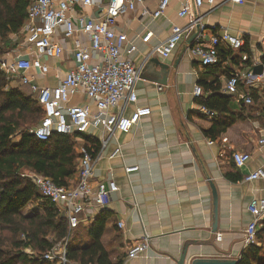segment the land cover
<instances>
[{
  "label": "crops",
  "instance_id": "crops-1",
  "mask_svg": "<svg viewBox=\"0 0 264 264\" xmlns=\"http://www.w3.org/2000/svg\"><path fill=\"white\" fill-rule=\"evenodd\" d=\"M184 1L172 0L166 17L155 21L136 11L123 16L117 23L118 29L125 31L129 39L138 37V51L130 58L137 67H142V74L136 86L137 103L122 101L116 112H122L130 119L138 109L149 108L150 114L142 117L127 133L111 136L93 131L88 135L95 146V154L99 155L94 187L100 181L113 178L120 188L105 210L109 217L102 237L113 264H179L184 254L185 264L198 258L238 259L243 251L242 233L251 221L248 205L254 198H264V181L244 180L264 163V147L258 146L264 129L258 120L264 118V78L243 79L231 109L238 116L243 113L244 119L215 139L209 138L206 132L217 118L210 119L199 112L203 106L193 94L195 86L201 85L204 96L209 97L212 91L206 92L202 84L219 81V92L226 95L231 73L237 70L247 73L263 64L264 2L246 0L244 5H233L227 0H216L215 7L205 5L200 11L201 22L207 28L206 40L212 34H221L222 29L243 38V47L248 39L251 65L246 64L248 54L222 43L220 53L233 51L234 55L240 54V63L235 64L228 57L216 67H204L189 57L188 49L181 56L187 39L168 59L158 55L148 58L158 41L169 36L172 24H187V20L178 16ZM157 2L149 0L147 5L154 10ZM148 31L153 33V38L145 44L141 39ZM63 44L66 47L63 58L45 60L50 66L49 76L31 73L36 75L40 86H57L74 67L71 46ZM161 65L167 66V73L163 74ZM165 74L166 82L160 83ZM249 89L258 91L263 103L261 110L245 107L240 93ZM71 102L82 105L86 97L78 95ZM103 138L108 139L105 148ZM82 140L75 139L76 152L81 143H86ZM210 141L213 144H209ZM118 145L122 148V156L111 159ZM235 152L250 156L242 168H238L232 158ZM134 166H138L139 171L127 174L126 168ZM76 179L77 175L70 184ZM211 183L218 196L217 230H214L216 219ZM102 212L95 214L89 226ZM120 222L124 224L122 229L118 225ZM218 234L223 235L221 242L216 240ZM146 236L150 240L147 253L129 259L131 246ZM89 242L86 232L74 239V245L79 247Z\"/></svg>",
  "mask_w": 264,
  "mask_h": 264
},
{
  "label": "built area",
  "instance_id": "built-area-1",
  "mask_svg": "<svg viewBox=\"0 0 264 264\" xmlns=\"http://www.w3.org/2000/svg\"><path fill=\"white\" fill-rule=\"evenodd\" d=\"M27 16L20 34L24 40L20 46L8 51L0 57V70L7 76V87H20L28 93L42 108L41 122L29 132L39 140L48 141L55 133L76 136L82 140L83 135L93 131H101L114 136L116 133H127L140 119L150 114L149 108L138 109L133 119L116 112L120 103L135 104L138 101L137 83L141 78L142 67H137L130 56L138 51L137 38L129 39L125 31L118 29L120 18L139 11L142 17L152 21L166 17L172 0H158L156 8L151 10L149 0H29ZM264 2V0H260ZM233 5H244L246 0H227ZM208 5L216 6V0H186L181 3L178 16L187 20L185 26L172 24L169 36L158 41L152 48L148 58L158 55L168 59L178 49L180 44L195 30L201 27V32L193 46L188 49L191 59L199 61L204 67L219 63V47L226 43L232 50L239 51L244 46L243 38L234 36L228 29H222L221 34H212L206 40V26L201 22V9ZM153 33L148 31L142 42L148 44ZM70 44L74 67L70 69L55 86H40L36 75L47 77L50 66L46 59L63 58L66 47ZM147 58V59H148ZM246 59H244L245 61ZM253 76V69L247 73L239 70L231 73L226 85V92L239 94L243 79H261ZM196 98L204 95L203 88L196 85L193 91ZM246 105H252L251 95L244 91L240 93ZM84 95L86 102L73 105L72 99ZM199 112L212 119L216 113L206 107ZM108 140V139H107ZM105 138L102 146L108 144ZM83 141V140H82ZM209 144H213L212 141ZM258 146L264 147V129L258 140ZM76 182L69 186H58L51 178L29 172L24 174L42 196L57 209L60 217L67 219L71 230L80 225L89 226L97 212L105 211L114 194L120 188L113 179L98 182L93 185L95 167L99 155L95 154L93 145L80 144L77 148ZM122 156L120 145L112 152L110 158ZM232 158L238 168L249 161L250 156L235 152ZM139 171L138 166L126 168V173ZM246 182L264 181V163L255 171L245 176ZM251 221L244 229L243 249L251 245H259L257 232L264 218V198H254L248 205ZM119 228H124L120 222ZM24 238V237H23ZM216 240L221 242L223 235L218 234ZM149 237H143L134 243L128 252L129 259H136L149 250ZM66 242H60L44 255L37 256L31 249H26L30 257L55 264H77L67 256Z\"/></svg>",
  "mask_w": 264,
  "mask_h": 264
},
{
  "label": "trees",
  "instance_id": "trees-1",
  "mask_svg": "<svg viewBox=\"0 0 264 264\" xmlns=\"http://www.w3.org/2000/svg\"><path fill=\"white\" fill-rule=\"evenodd\" d=\"M29 3V0H0V57L17 47L12 45L10 37L20 34ZM246 42L248 44V39ZM247 44L239 52L249 55L246 64L251 65V50ZM228 57L235 64L240 63V54L234 55L233 51L225 54L219 50V63ZM262 63L264 65V57ZM8 85L7 76L0 70V264H55L30 257L25 250L31 249L41 256L67 240V256L71 262L113 264L102 243L109 217L107 211H103L90 226L80 225L71 230L67 219L60 217L55 206L23 176V171L34 172L51 178L58 186H69L77 171L79 155L75 138L78 135L55 133L48 141L39 140L29 130L43 118L42 108L24 88L7 89ZM202 85L206 92L212 91L209 97L203 95L198 101L216 113L217 120L206 132L209 138L215 139L244 116L233 113L231 104L236 94L220 93L219 81ZM247 92L253 104L243 102L245 107L261 110L263 103L258 91L249 89ZM258 120L264 127V118ZM83 138L86 145L94 146L91 137L83 135ZM83 232L90 242L82 247L74 245V239ZM257 238L259 245L243 249L239 264H264V219Z\"/></svg>",
  "mask_w": 264,
  "mask_h": 264
},
{
  "label": "water",
  "instance_id": "water-1",
  "mask_svg": "<svg viewBox=\"0 0 264 264\" xmlns=\"http://www.w3.org/2000/svg\"><path fill=\"white\" fill-rule=\"evenodd\" d=\"M201 32V27L199 25L196 26L195 30L193 31V33L187 38V40L185 41V44L183 45L182 48V52H181V56L186 52L187 49H189L191 46H193V44L195 43L196 38L198 37V35ZM181 56L179 57V59L181 58ZM155 61L152 60L151 63H153ZM161 69L164 73H167V66L166 65H161ZM264 75V65L263 64H259L256 65L253 68V76L257 77V76H262ZM167 77V75L165 74L164 80L160 81V83H165V78ZM211 187L213 190V194H214V207H215V219H216V223L214 225V230H217V225H218V196H217V191L216 188L214 186L213 183H211ZM186 261V254L182 255L179 264H185ZM191 264H239L238 259H207V258H198L192 261Z\"/></svg>",
  "mask_w": 264,
  "mask_h": 264
},
{
  "label": "rangeland",
  "instance_id": "rangeland-1",
  "mask_svg": "<svg viewBox=\"0 0 264 264\" xmlns=\"http://www.w3.org/2000/svg\"><path fill=\"white\" fill-rule=\"evenodd\" d=\"M10 38H11V40H12V45H17V47L20 46V45L22 44L23 40H24V37H23L22 34H19V35H11ZM17 47H16V48H17ZM9 50L12 51L13 48H11V49H9ZM23 90L26 91L27 94H29V93H28V90H26V89H23ZM41 120H42V117H41L39 123L41 122ZM39 123H37V125H38ZM23 173H24V174H28L29 172H27V171H23ZM7 247L10 248L9 245H8Z\"/></svg>",
  "mask_w": 264,
  "mask_h": 264
}]
</instances>
